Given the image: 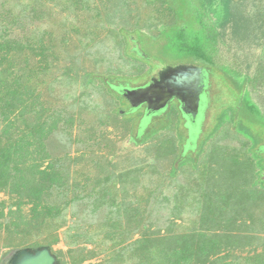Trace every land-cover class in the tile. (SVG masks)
Segmentation results:
<instances>
[{
    "label": "rangeland",
    "instance_id": "rangeland-1",
    "mask_svg": "<svg viewBox=\"0 0 264 264\" xmlns=\"http://www.w3.org/2000/svg\"><path fill=\"white\" fill-rule=\"evenodd\" d=\"M109 1L0 0V32L9 38L21 40L30 36L36 42L44 43L41 67L35 65L43 57H31L34 70H43L39 80L35 81L41 101L62 112L63 116L68 112L76 115L73 124H69L72 126H68L71 128L68 133L61 132L48 143L52 155L71 168L72 181L78 185L77 193L82 191L81 195L86 196L83 200L69 202L64 218L66 224L58 232L51 233L48 230L51 228H46L43 235L33 234L25 241L16 236V243L23 242L18 248H3L8 238L3 234L0 237V264L16 250L36 248L32 247L33 242L45 244L56 234L60 243L51 248L60 262H69V256H61L59 252L68 254L74 243H77L74 247L93 251L96 254L94 263L101 262L108 258L113 244L111 236L107 235L108 230H113L110 225L114 224L115 217L123 215H118L115 206H123L120 201L124 198L130 203L140 200L142 211L145 210L143 206L151 211L146 213L144 225L157 231L165 230L171 220L169 209L166 203L155 202L153 198L162 190V181L157 178L163 171L172 168L177 172L179 163L186 168L196 162L203 166L213 161L224 169L234 164L231 172L236 174L235 180L240 176L247 181L249 164L244 156H254L257 165L264 159V0H236L245 7L243 20L249 24L246 31L249 39L244 40L242 32L235 34L233 30L225 37L220 28L216 57L220 66L204 71L207 87L197 118L183 110L177 97L159 110L129 105L109 93L103 80L111 82L110 87L117 91L123 88L138 90L149 86L163 70L190 64V51L181 43L177 44L176 39H171L170 34L175 28L185 26L196 29L192 21L199 17L192 4L195 6L198 0H129L130 12L124 14L126 21L122 23L118 17L114 23L108 22L107 19L112 17ZM176 12L191 22L175 20ZM251 13L258 15L250 16ZM213 15L221 13L214 11ZM213 21L219 22L218 18ZM140 31L146 35L140 37ZM129 42H139L141 46L138 47L143 53L131 49ZM221 64L241 73L232 74ZM67 70H72L69 75L74 74L76 84L71 85L68 77L65 81ZM94 75H98L97 78L88 82ZM121 77L127 80L119 81L122 85L117 86L112 80ZM125 112L126 119L122 117ZM89 130L95 132L96 137L85 141ZM62 134L67 135L63 138ZM222 153L227 157L219 155ZM256 153L260 155L256 156ZM220 166L216 168L217 173L227 174L226 171L221 173ZM206 167L200 172L210 174L207 178L215 176L214 167ZM132 169V180L141 176L138 185L133 181L136 185L124 191L122 185L114 188L110 182L104 195L102 192L93 194L94 199L102 198L94 202L91 191L94 186L87 185L88 178L97 179L111 173L119 175ZM89 182L92 183V179ZM249 183L253 188V182ZM202 184L203 181L198 185ZM210 186L223 190L218 178ZM0 201L6 205L4 213L7 217L13 200L8 194L0 193ZM59 201L66 205L64 197ZM12 210L15 212L16 208ZM24 212H28V208ZM125 220L122 218V224L128 235L135 224H126ZM195 220L192 213L184 214L176 221L174 231L189 230ZM139 237L134 233L133 240ZM236 254L245 257L254 253L246 248L243 253Z\"/></svg>",
    "mask_w": 264,
    "mask_h": 264
},
{
    "label": "trees",
    "instance_id": "trees-1",
    "mask_svg": "<svg viewBox=\"0 0 264 264\" xmlns=\"http://www.w3.org/2000/svg\"><path fill=\"white\" fill-rule=\"evenodd\" d=\"M128 2L129 0H110L112 17L107 19L108 22L114 23L116 17L121 23L125 22L124 14L130 12ZM192 6L199 17V20L195 18L192 21L195 22L196 29L186 26L175 28L170 38L176 39L177 44L181 43L190 51V64L200 66L205 71L220 66L216 61L220 28L225 37L230 35V32L232 34L233 30L235 34L242 32L241 38L245 40L249 39L246 35L249 24L243 20L245 7L236 0H198V3ZM214 11L220 12L221 15H213ZM181 15L174 13L175 20L191 22L181 18ZM213 18H218L219 22L215 23ZM100 22L102 23V20ZM145 35L139 32L140 37ZM38 41L30 36L21 40L9 38L0 32V193L8 194L13 200L7 217L4 213L6 205L0 201V237L3 234L8 237L3 248L22 247V240L15 242L16 236L25 241L33 234L43 235L46 228H51L48 229L51 233L58 232L66 224L64 218L69 202L86 197L81 195L82 191L77 193L78 185L72 181L71 168L67 167L62 159L53 156L49 148L48 141L58 137L61 132L68 133L71 129L68 126H72L69 124H73L76 115L68 112L67 116H63L62 112L51 109L41 101L35 81L39 80L43 70H34V67H41L45 47L41 40ZM138 46H141L139 42H129L131 49L143 53ZM184 51L186 52L185 49ZM34 56L43 57L35 66L31 63V57ZM221 65L232 74L241 73L228 65ZM71 71H66L68 75L65 81L68 77L72 85L76 82L74 74L69 75ZM97 76L94 75L88 82ZM124 80L127 79L121 77L112 81L120 86L122 84L119 81ZM103 81L107 83L109 93L125 102L126 88L117 91L110 87L111 82L107 79ZM62 82L64 83L63 80ZM126 114L125 112V115L120 116L126 119ZM115 115L119 116L117 113ZM66 135L62 134V137L65 138ZM86 136L85 141L94 139L96 133L93 134L92 130H89ZM256 149L257 147L254 152ZM219 155L227 157L224 153ZM257 155L260 154L256 153ZM244 160L249 164L246 171L247 181L240 176L235 180L236 174L231 172L234 164L224 169L225 167L213 161L207 165L214 167L215 176L208 178L210 174L206 176L200 172L207 165L199 166V162L192 165L197 170L192 167L185 168V165L179 163L177 172L172 168L167 172L163 171L157 178L162 181V190L153 198L156 199L155 202H163L164 205L166 203L169 209L171 220L165 230L157 231L148 224L144 225L145 215L151 211L147 210L146 206H143L145 210L142 211L140 200L130 203L131 201L124 198L120 201L123 206L114 205L118 215H123L115 217L114 224L110 225L113 230H108L107 235L111 236L113 243L108 258L94 263L96 254L86 247H74L77 244L74 243L71 244L68 254L59 252L61 256H69V262L60 264H264V159L259 165L254 156H244ZM219 166L221 173L226 171L227 174L219 175L216 170ZM132 171L133 169L119 175L111 173L97 179L88 178L87 185L94 186L91 189L92 198L94 199L93 194L96 193L102 192L104 195L110 182L114 188L122 185L124 191L130 186L138 185L141 176L132 180ZM200 174L203 175L202 178ZM152 175L156 176L154 173ZM215 178L221 179L223 190L222 187L210 186ZM91 179L92 183L89 182ZM201 181L204 184L198 185ZM249 182H253V188ZM98 189L100 190L97 191ZM63 197L67 200L65 206L59 201ZM100 200L102 198L98 197L94 202ZM146 203L151 202L146 200ZM13 207L16 208L15 212ZM26 208L28 212H24ZM189 213L196 217L193 227L187 231L175 232L176 221ZM122 218L126 219V224H135L133 229L130 228L128 235L124 230ZM56 224L58 225L55 227ZM134 233H138L140 237L133 240ZM59 243L60 238L56 234L45 244L35 241L31 245L37 247L47 244L51 247ZM246 248L254 254L245 257L236 254L243 253Z\"/></svg>",
    "mask_w": 264,
    "mask_h": 264
},
{
    "label": "water",
    "instance_id": "water-1",
    "mask_svg": "<svg viewBox=\"0 0 264 264\" xmlns=\"http://www.w3.org/2000/svg\"><path fill=\"white\" fill-rule=\"evenodd\" d=\"M203 71L204 68L194 64L169 67L146 88L127 90L124 95L132 106L147 104L154 110L166 107L177 97L183 104V110L196 117L201 101ZM183 97L190 98L184 100ZM195 106L196 113H192ZM4 264H60V260L50 246H40L16 250Z\"/></svg>",
    "mask_w": 264,
    "mask_h": 264
},
{
    "label": "flooded vegetation",
    "instance_id": "flooded-vegetation-1",
    "mask_svg": "<svg viewBox=\"0 0 264 264\" xmlns=\"http://www.w3.org/2000/svg\"><path fill=\"white\" fill-rule=\"evenodd\" d=\"M158 77H159V75L157 76V78H158ZM203 78H204V81H202V83H201L202 85H201V91H200V93H202V94H201V97H202V95H203V93H204V91H205V88H206V83H205L206 79H205V77H204V71H203ZM202 86H205V87L202 88ZM125 90H126V89H125ZM189 98H190V97H188V98H186V97L184 98V97H183L184 100H187V99H189ZM201 100H202V99H201ZM125 102L128 103L129 105H131L130 102H129V100H128L127 98H125ZM142 106H145V107H146V106H148V105H147V104H142L141 107H142ZM185 108H186V107H185ZM200 108H201V101H200L199 112H200ZM191 111H192V113H193V112L196 113V106L193 107V109H192ZM199 112H198V114H199ZM198 114H197V116H198ZM149 115H151V112L149 113ZM197 116H196L195 118H197ZM196 120H197V119H195V121H196ZM195 121H194V122H195Z\"/></svg>",
    "mask_w": 264,
    "mask_h": 264
},
{
    "label": "crops",
    "instance_id": "crops-1",
    "mask_svg": "<svg viewBox=\"0 0 264 264\" xmlns=\"http://www.w3.org/2000/svg\"><path fill=\"white\" fill-rule=\"evenodd\" d=\"M171 103V102H170ZM221 144V143H220Z\"/></svg>",
    "mask_w": 264,
    "mask_h": 264
},
{
    "label": "bare ground",
    "instance_id": "bare-ground-1",
    "mask_svg": "<svg viewBox=\"0 0 264 264\" xmlns=\"http://www.w3.org/2000/svg\"><path fill=\"white\" fill-rule=\"evenodd\" d=\"M207 87V86H206Z\"/></svg>",
    "mask_w": 264,
    "mask_h": 264
}]
</instances>
